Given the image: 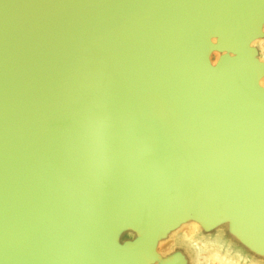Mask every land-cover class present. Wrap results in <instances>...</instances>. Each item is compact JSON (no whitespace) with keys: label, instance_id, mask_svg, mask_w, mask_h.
Segmentation results:
<instances>
[{"label":"water","instance_id":"95a60500","mask_svg":"<svg viewBox=\"0 0 264 264\" xmlns=\"http://www.w3.org/2000/svg\"><path fill=\"white\" fill-rule=\"evenodd\" d=\"M219 262L264 264V0H0V264Z\"/></svg>","mask_w":264,"mask_h":264},{"label":"bare ground","instance_id":"6f19581e","mask_svg":"<svg viewBox=\"0 0 264 264\" xmlns=\"http://www.w3.org/2000/svg\"><path fill=\"white\" fill-rule=\"evenodd\" d=\"M192 231H193V230L190 229V230L187 231V233L189 234V233L192 232ZM219 264H230V263H225V262L222 263V262H219Z\"/></svg>","mask_w":264,"mask_h":264}]
</instances>
